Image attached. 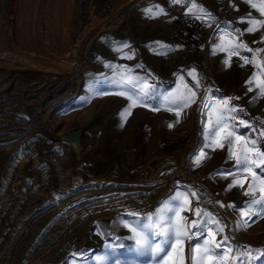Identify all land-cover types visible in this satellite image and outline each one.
Segmentation results:
<instances>
[{
	"label": "rangeland",
	"instance_id": "rangeland-1",
	"mask_svg": "<svg viewBox=\"0 0 264 264\" xmlns=\"http://www.w3.org/2000/svg\"><path fill=\"white\" fill-rule=\"evenodd\" d=\"M192 2L0 0V264H111L95 257L106 255V244L119 243L125 245L117 249L122 261L151 264L132 250L134 241L124 223L133 217L127 213L154 212L185 186L200 197L199 202L190 197L193 209H207L229 225L224 234L234 236L233 244L264 248V219L235 229L239 214L227 207H242L251 198L243 195L251 177L244 189H229L233 177L216 175L235 166V160H227V147L204 149L208 158L200 166L193 159L204 142L200 101L206 88L211 96L239 97L232 103L247 113L241 118L256 121L254 127L264 120V97L254 101L257 90L247 91L246 84L264 67H241L240 57L253 55L245 50L231 55L230 66L222 63L237 43L264 49V27L243 31L248 18L264 20V0H194L214 18L207 26L205 55L188 45H173L175 9L186 11ZM156 6L164 13L149 18L144 10ZM217 24H230L243 34L230 33L221 42ZM113 32L127 38L118 39ZM221 43L225 51L213 55V44ZM257 60L264 65V51ZM127 69L136 76L151 74L149 83L158 93L149 106L132 109L122 124L120 113L130 101L116 94L120 86L115 81ZM189 69L196 70L201 87L196 103L175 124L165 97L181 86L180 75L194 85ZM70 131L82 132V161L73 146L60 141ZM248 131L239 128L240 134ZM181 215L199 219L187 210ZM203 238L185 239L174 258L182 253L184 264H192L191 248ZM221 239L216 236L217 242ZM234 255L235 249L229 256ZM200 256L198 252L197 264ZM261 261L264 256L250 264Z\"/></svg>",
	"mask_w": 264,
	"mask_h": 264
},
{
	"label": "snow or ice",
	"instance_id": "snow-or-ice-1",
	"mask_svg": "<svg viewBox=\"0 0 264 264\" xmlns=\"http://www.w3.org/2000/svg\"><path fill=\"white\" fill-rule=\"evenodd\" d=\"M181 2L182 0H169L170 5ZM252 6L256 7V5ZM156 9L154 11L152 7H149L144 11L149 18H156L164 13L163 8L156 6ZM260 12L264 14V6L260 8ZM186 14H189L192 19L201 20L207 26H211V23L214 22L211 14L207 13L194 0L187 7ZM247 22L249 26L243 30L244 32L252 33L264 27V20L261 19L248 18ZM217 32L221 42L230 33L240 32L241 35L243 34L239 28H232L230 24L223 28L217 24ZM232 39L235 40L236 37L233 36ZM261 39L264 40V35ZM241 50L253 54L251 59L248 56L240 57L243 61L241 67L249 63H252L257 69L264 67L257 60L260 52L264 49L254 51L247 48L244 43L235 44L232 51L229 52L228 58L222 63L225 66H230L231 55H240ZM217 51H225L222 43L213 44L212 54L214 55ZM187 75L192 78L194 85L190 86L184 80L183 75L178 76L182 82L181 86L176 92L165 97L164 101L166 110L173 112L177 118L175 124L180 122L183 111L196 103L197 90L201 87V78L195 69H189ZM150 76L151 74L144 77L133 75L131 69L118 73L119 78L115 83L120 86V91L116 94L124 96L130 101L128 107L120 113L122 124L131 116L132 109L138 106H149L150 101L157 95L158 89L149 83ZM262 76H264V71H258L246 81V84L250 86L247 91L257 90V94L253 98L254 101L264 97V78H261ZM210 92L211 90L206 88L204 97L200 101V114L202 117H206L202 120L204 127L201 130L204 142L198 152L194 154L193 159L196 166H200L201 162L208 158V153L204 149L215 151L217 148L224 150L227 147V160H235V166L231 169H220L216 175L225 178L227 176L233 177L229 189L237 186L244 189V182L248 180L249 176L251 177V183L243 192V195L251 198L239 208L232 204L227 205L229 209H234L239 214L234 222L235 229H246L258 222L259 219H264V150H261V144H264V120H259L258 126L254 127L256 121L241 118L247 113L243 108L232 103L233 99H239V97H215L211 96ZM152 110L157 111L159 109L154 107ZM168 127L172 128L174 124H169ZM240 127L247 128L249 131L240 134ZM256 169L259 171L257 172ZM257 192H259V196H257ZM190 197H195L197 202L200 200L197 190L185 186L183 191L176 190L154 212L146 213L143 216L135 212L127 213L128 216L133 217V220L124 223V227L131 233L128 239L134 241L132 250L140 256H147L151 264H184L182 253L178 258H174V253L177 251V246L180 249L183 248L185 239H191L195 236L204 238L198 239L191 248L192 264H197L198 252L201 253L199 264H227L229 259L238 260L239 264H250V261L258 260L264 256V248L233 244L234 236L224 234L225 228H228L229 225L222 223L213 212L207 209L200 206L193 209ZM215 203L219 204L221 208L225 207L219 201ZM186 210L199 219L189 221L186 216L181 215ZM253 215L256 216V220L252 219ZM212 225H215V228ZM190 228H194L196 231L190 232ZM231 231L232 229H230ZM217 235L222 236L219 242L216 241ZM210 243L211 247L209 246ZM123 248H125L123 243L115 246L106 244V255L103 257L96 256L95 260H110L111 264H129V262L122 261L117 255V249ZM216 249H221V251L217 252ZM233 249H235V255L230 257L229 254L233 252ZM72 255L82 258L87 256L86 253H73ZM70 264H76V262L71 261ZM261 264H264V261H261Z\"/></svg>",
	"mask_w": 264,
	"mask_h": 264
},
{
	"label": "built area",
	"instance_id": "built-area-1",
	"mask_svg": "<svg viewBox=\"0 0 264 264\" xmlns=\"http://www.w3.org/2000/svg\"><path fill=\"white\" fill-rule=\"evenodd\" d=\"M177 27L174 46L188 45L194 47L198 55H205L208 46L207 24L201 20L192 19L186 14L183 6L175 9Z\"/></svg>",
	"mask_w": 264,
	"mask_h": 264
},
{
	"label": "water",
	"instance_id": "water-1",
	"mask_svg": "<svg viewBox=\"0 0 264 264\" xmlns=\"http://www.w3.org/2000/svg\"><path fill=\"white\" fill-rule=\"evenodd\" d=\"M113 35L118 39L125 40L127 35L123 32H113ZM82 132L81 131H70L60 137L61 143L74 147V152L79 161L83 160L82 153Z\"/></svg>",
	"mask_w": 264,
	"mask_h": 264
}]
</instances>
